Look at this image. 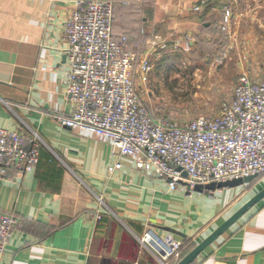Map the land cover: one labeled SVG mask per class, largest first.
Returning a JSON list of instances; mask_svg holds the SVG:
<instances>
[{"label": "crops", "instance_id": "0c3cea01", "mask_svg": "<svg viewBox=\"0 0 264 264\" xmlns=\"http://www.w3.org/2000/svg\"><path fill=\"white\" fill-rule=\"evenodd\" d=\"M100 1L113 4V32L139 58L158 55L148 52L155 36L172 48L189 43L219 7L218 0ZM74 6L0 0V128L42 141L34 172L0 176V212L17 221L0 264H159L140 243L150 229L181 241L184 257L264 188V176L211 192L171 191L153 171L113 157L104 138L62 126L57 119L71 109L63 22ZM191 264H264V199Z\"/></svg>", "mask_w": 264, "mask_h": 264}, {"label": "built area", "instance_id": "2783aa9c", "mask_svg": "<svg viewBox=\"0 0 264 264\" xmlns=\"http://www.w3.org/2000/svg\"><path fill=\"white\" fill-rule=\"evenodd\" d=\"M113 22L108 1L75 0L66 14L63 39L71 109L57 121L104 138L113 157H128L136 168L153 171L171 191L180 185L191 191L197 185L264 176V75L259 80L241 75L217 116H198L182 125L153 119L134 79L138 66L140 82L148 81L150 54L139 58L126 36L114 34ZM166 47V40L155 36L148 52ZM41 146L36 134L0 128V176L8 170L34 172ZM118 167L115 163L111 169ZM16 225L15 217L0 212V254ZM140 243L159 264H177L184 246L151 229Z\"/></svg>", "mask_w": 264, "mask_h": 264}, {"label": "rangeland", "instance_id": "374dc122", "mask_svg": "<svg viewBox=\"0 0 264 264\" xmlns=\"http://www.w3.org/2000/svg\"><path fill=\"white\" fill-rule=\"evenodd\" d=\"M217 4L215 15L189 43L167 45L150 56L153 69L146 83L136 67L137 94L153 119L182 125L198 116H217L241 75L253 80L264 75V0Z\"/></svg>", "mask_w": 264, "mask_h": 264}, {"label": "water", "instance_id": "95a60500", "mask_svg": "<svg viewBox=\"0 0 264 264\" xmlns=\"http://www.w3.org/2000/svg\"><path fill=\"white\" fill-rule=\"evenodd\" d=\"M183 176L185 174L183 173ZM256 176H249L242 179H235L220 183H209L206 185H197L191 190L192 192L201 193L203 191H216L223 188H235L250 184ZM188 192H190L188 190ZM264 199V188L251 197L241 208H239L230 218H228L223 224H221L216 230H214L205 240L199 243L192 251L181 258L177 264H191L194 260L203 252V250L212 243L218 236H220L225 230L236 223L247 211L254 207L257 203Z\"/></svg>", "mask_w": 264, "mask_h": 264}, {"label": "trees", "instance_id": "16d2710c", "mask_svg": "<svg viewBox=\"0 0 264 264\" xmlns=\"http://www.w3.org/2000/svg\"><path fill=\"white\" fill-rule=\"evenodd\" d=\"M113 8H114V6H113ZM113 23H114V22H113ZM149 115H150V114H149ZM150 116H151V115H150ZM257 178H259V177H256V178L253 180V182L256 181ZM183 245H184V244H183ZM183 255H184V254H183V251H182L181 258L183 257ZM181 258H180V259H181Z\"/></svg>", "mask_w": 264, "mask_h": 264}]
</instances>
